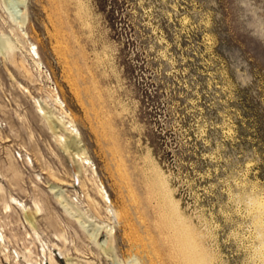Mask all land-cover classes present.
<instances>
[{
    "label": "rangeland",
    "instance_id": "374dc122",
    "mask_svg": "<svg viewBox=\"0 0 264 264\" xmlns=\"http://www.w3.org/2000/svg\"><path fill=\"white\" fill-rule=\"evenodd\" d=\"M12 1L0 264H264V0Z\"/></svg>",
    "mask_w": 264,
    "mask_h": 264
},
{
    "label": "bare ground",
    "instance_id": "6f19581e",
    "mask_svg": "<svg viewBox=\"0 0 264 264\" xmlns=\"http://www.w3.org/2000/svg\"><path fill=\"white\" fill-rule=\"evenodd\" d=\"M11 2H13V1L11 0ZM15 7L17 8L18 6L14 4V8ZM16 10H18V9H16ZM18 12L23 14V15H25L24 9L23 10L21 9ZM23 21H24V18L21 21V23H23ZM5 47L0 45V52L1 53H3L6 50L7 47L6 48ZM80 160L82 161L83 159H80ZM87 163H89V162H87ZM83 164L86 165L85 163H83ZM150 169H151V172H152V175H153V179L155 181V183H154L155 187L167 199V202H168V205H169L168 209H169V212L171 213L172 218L174 219L175 223L182 224L184 227H187V224L185 223V220H184L186 218L184 217V215L181 212L180 202L178 200H176L174 198V196L172 195L171 188L169 187L168 182H167V180L165 178L166 175L163 174L162 169L159 166H157V165H153ZM53 190L56 192L58 198L60 199L61 195L59 194V192L56 190L55 187L53 188ZM104 198H108V196L105 195ZM12 200H13V203L16 206H19V205L23 206L16 198L12 197ZM248 204L251 205V207L253 208V210H254V214H253L254 215V222H257L258 220L261 219V217H262V215L264 213V198L263 197L250 196V197H248ZM6 210H7V212H11L12 207L6 205ZM111 211L112 212H110V214H111L110 216H112L114 218V220L117 222L118 219H120V213H118L116 211H113V210H111ZM24 214H25L26 219L31 222V219H30L26 209L24 210ZM105 235H106V237H105L104 241H101L98 238V234H95V233L91 234V237L98 242V245L102 249V251L104 253H106L107 255H109V254H111V251H112V246H113L112 244H113L114 234L110 233V232H107V234H105ZM38 237H39V235H38ZM0 241L2 242V244H5L4 243V235H3L1 230H0ZM132 264H140V261L138 259L132 260Z\"/></svg>",
    "mask_w": 264,
    "mask_h": 264
},
{
    "label": "built area",
    "instance_id": "2783aa9c",
    "mask_svg": "<svg viewBox=\"0 0 264 264\" xmlns=\"http://www.w3.org/2000/svg\"><path fill=\"white\" fill-rule=\"evenodd\" d=\"M41 255H42V257L44 258V259H46V257L44 256V254H43V251L41 250ZM55 257H56V255H55ZM57 257L59 258V259H61V260H63V258H62V256L61 255H57ZM57 259V258H56ZM44 261V260H43ZM46 262V264H49V262L46 260L45 261ZM45 262H42V264H44Z\"/></svg>",
    "mask_w": 264,
    "mask_h": 264
}]
</instances>
